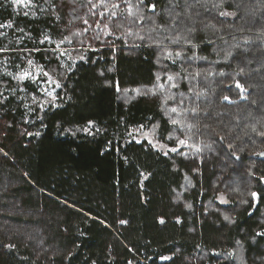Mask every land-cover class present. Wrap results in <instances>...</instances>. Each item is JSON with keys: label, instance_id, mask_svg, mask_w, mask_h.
<instances>
[{"label": "trees", "instance_id": "trees-1", "mask_svg": "<svg viewBox=\"0 0 264 264\" xmlns=\"http://www.w3.org/2000/svg\"><path fill=\"white\" fill-rule=\"evenodd\" d=\"M71 1L0 0V23L15 26L0 29V264H264V0H145L155 14L138 0L131 14L123 0ZM77 9L91 37L68 43ZM41 66L62 85L43 111L51 97L14 79ZM173 114L201 153L200 177L136 139L165 143L181 127ZM227 181L240 200L226 220L207 207Z\"/></svg>", "mask_w": 264, "mask_h": 264}, {"label": "rangeland", "instance_id": "rangeland-1", "mask_svg": "<svg viewBox=\"0 0 264 264\" xmlns=\"http://www.w3.org/2000/svg\"><path fill=\"white\" fill-rule=\"evenodd\" d=\"M71 2H72V3H70V8L71 9L76 8L78 6L76 4L75 0L71 1ZM69 12L71 14V17L69 19L70 21H69L68 34L65 37L68 40V43L71 42V39L74 42L76 40H80L78 42H81V41H85L89 37H91V34L85 35L83 33L84 31H86L89 28V21H87V23H85V17L83 16L84 11L77 9L76 11L69 10ZM114 25L116 26V29L120 28L121 31L124 30V29L127 30V28H131V25H130L129 22H125L123 24L114 23ZM101 28H102V31L104 33H108L109 32V24L108 23L103 22L102 25H101ZM86 37H87V39H85ZM83 38L85 40H83ZM179 111H180V116L184 117L186 112L183 111V108L180 109ZM176 112H178V111H176ZM173 118L176 120V116H174V114H173ZM188 120H190V117H188ZM181 121L182 120L178 121L180 123V125H181L179 131L177 133H175V132L171 133L167 137L168 139H167V141L165 143L159 142L158 141V136L153 131L139 130V132H137L136 139H138V140H144L145 139L147 141L148 140H152L153 144L156 145L155 147L157 149H159L160 151H162L163 153L175 154L177 156H181V157H184V158L188 159V161L192 162L191 164L193 166V169H192L193 174L198 175L200 177L201 166H203L202 159H201V156H200L201 153H199V155L196 157V159L194 158L195 151H191L192 148H190V141H189V138L187 136V134L189 132L188 127H184V124ZM180 132L182 133V137L181 138H179L181 136ZM179 140H184L185 144L184 145H180L179 142H178ZM260 143H262V144L259 146V149H258L259 152L264 149V140L262 142H260ZM160 145H163V147H160ZM171 148H178L179 151L172 152V151H170ZM196 162L198 164V167H196ZM257 166L258 167L256 168V170L258 168H260V170L262 169L264 171V165L261 164V166H260L259 164H257ZM254 170H255V168L253 167L252 173L254 172ZM249 171L250 170L248 169L247 172L249 173ZM221 175L223 176V174H221ZM192 179H193V175H190V176L187 175L186 176L185 183H184V188L187 187L188 185H190V182H191ZM223 179L224 178H220V179H218V181L223 182ZM228 181L223 183V184H217V183L214 184V187H212V188H214L212 193L215 194V199H214V201L210 202L211 205H213L214 207H213L212 210L207 207V211H215L218 214L222 215V217L224 219L226 217L224 214L227 213V215L229 216L230 208H235V204L231 203L232 200L235 199V200H237V202L240 200V198L237 199V196L236 197H231L232 193L230 191V188L232 189V187L229 185ZM248 195L249 196L252 195V191L251 190H250ZM254 198H256V197L251 196V199L255 202Z\"/></svg>", "mask_w": 264, "mask_h": 264}, {"label": "snow or ice", "instance_id": "snow-or-ice-1", "mask_svg": "<svg viewBox=\"0 0 264 264\" xmlns=\"http://www.w3.org/2000/svg\"><path fill=\"white\" fill-rule=\"evenodd\" d=\"M91 2V0H90ZM123 2L126 4V6L128 7L129 11H130V14H131V9L133 7V5L130 3V0H123ZM144 6L147 8V10L153 14H155V9H156V5L155 3H145V0H138V5L137 7L139 6ZM10 6H16V7H22V8H30L32 7V0H10ZM98 7V5H93V8H96ZM113 8H119L120 5L119 4H113L112 5ZM24 15L27 16L28 15V12H24ZM104 15L105 13L101 12L100 13V16H101V19L104 18ZM112 16H115L116 13L115 12H112L111 13ZM221 15H225V13H221ZM144 17L143 15L140 16V20L141 22L143 21ZM85 23H87V21H85ZM15 26L12 22H8V23H0V29H4V28H9V29H13ZM15 31H19L21 33L24 32V29L22 28H15ZM6 34L3 33V32H0V36H5ZM31 39V37H29ZM141 39H143V37H140ZM45 42H48V43H51V38L47 35H45L44 39L43 40H40L39 43L40 44H44ZM61 43H63V41H61ZM175 43V41H174ZM60 49V44H57L53 49H51V53H52V56L59 62L60 58L67 55L66 52L64 51H59ZM7 51H10V49H7V48H0V52H7ZM30 52H40L41 49L36 47V48H33L31 50H29ZM44 51H48L47 49H45ZM168 57L171 58L172 56V53L171 52H168ZM176 56H180L181 53L180 52H176L175 54ZM21 59H23V57L21 56ZM81 60L84 59L83 56L80 57ZM27 64L29 66H31L33 64V60L31 59H28L27 60ZM61 67H64L63 64L60 65ZM4 75H7V76H12V73H4ZM14 79H17L19 81H25V80H30L33 84H37L39 85V91H42L44 93L45 96L47 97H51V100L50 101H45L44 103H41L39 104V108L40 110H44L45 108V105H51L53 107H57L59 105L56 104V100L58 99V96L55 92V89H59V88H62V85L57 82L56 80L52 79L50 73L46 70L43 69V66H41L40 68H37L36 69V74H33V72L25 69L23 71H21L19 74H17ZM157 79H159V77H157ZM173 77L169 76L168 77V80H172ZM47 84L49 87L48 88H44L43 85ZM52 85H55V88H52ZM175 87V85H173ZM162 87V85H161ZM236 87L237 88H241L242 89V85H240V83L237 81L236 83ZM51 89V90H49ZM2 95V94H0ZM4 99H8L7 97H4ZM225 100H229L230 98L225 96L224 97ZM2 102V101H0ZM34 102H35V97H34ZM172 112H176V109L175 108H172L171 109ZM42 119V118H41ZM93 122L89 121V125L91 126ZM171 123L172 124H178L179 122L177 120H171ZM143 127V126H141ZM84 132L86 133H89L91 134V129L90 128H85L83 129ZM98 131V130H97ZM139 131V130H137ZM29 135H31V133H29ZM37 135H39V133H37ZM129 135H132V133H129ZM170 138V137H169ZM140 142V141H138ZM149 144H152L153 147H155L156 145L153 144V141L152 140H148L147 141ZM180 145H184L185 144V141L184 140H179L178 141ZM160 147H163V145H160ZM170 151L172 152H177L179 151L178 148H171ZM165 155H167V153H165ZM261 155H264V154H261ZM252 196L253 197H257V193L253 192L252 193ZM225 219L227 220L228 217H225ZM121 223H125V221H121ZM161 223H163V220H161ZM260 235H264V233H260ZM8 247H12L11 245H9ZM165 259H168V258H165Z\"/></svg>", "mask_w": 264, "mask_h": 264}, {"label": "water", "instance_id": "water-1", "mask_svg": "<svg viewBox=\"0 0 264 264\" xmlns=\"http://www.w3.org/2000/svg\"><path fill=\"white\" fill-rule=\"evenodd\" d=\"M148 1H150V2H154V1H156V0H148ZM261 154H264V151L263 152H261ZM262 158H264V155H260Z\"/></svg>", "mask_w": 264, "mask_h": 264}]
</instances>
